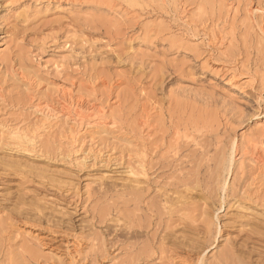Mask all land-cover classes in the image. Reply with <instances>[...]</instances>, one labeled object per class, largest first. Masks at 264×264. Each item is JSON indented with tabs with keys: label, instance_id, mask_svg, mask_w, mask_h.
I'll list each match as a JSON object with an SVG mask.
<instances>
[{
	"label": "rangeland",
	"instance_id": "rangeland-1",
	"mask_svg": "<svg viewBox=\"0 0 264 264\" xmlns=\"http://www.w3.org/2000/svg\"><path fill=\"white\" fill-rule=\"evenodd\" d=\"M163 133L161 155L189 145L183 173L200 167L205 179L190 201L225 231L207 263L238 240L235 257L264 264V0H0V201L29 193L75 213L55 189L120 190L124 162ZM15 134L39 136L36 150L47 145L51 159L23 152ZM228 150L235 196L217 211L206 196L221 187ZM44 182L50 195L36 191ZM18 229L5 251L48 238ZM44 248V264L85 255Z\"/></svg>",
	"mask_w": 264,
	"mask_h": 264
},
{
	"label": "bare ground",
	"instance_id": "bare-ground-1",
	"mask_svg": "<svg viewBox=\"0 0 264 264\" xmlns=\"http://www.w3.org/2000/svg\"><path fill=\"white\" fill-rule=\"evenodd\" d=\"M161 136L163 142L160 139V144L153 147H148L145 142L143 149L124 162L130 180L120 190L102 185L84 197L76 191L54 190L55 186L50 182L37 188L39 193L49 195L54 190L56 201L75 213L48 205L42 207L29 193L0 201L1 214L6 213L9 204L13 206L0 219V260L4 264H44L49 260L43 255L46 247L59 253L85 254L79 260L72 259L70 264H106L123 254L131 256L128 264H245L235 257L236 252L243 251L238 240L228 242L225 251L207 263L208 254L221 242L225 231L213 219L203 218L205 212L197 210L190 201L188 194L193 193L195 187H201L205 179L199 177L200 167L193 175L183 173L185 161L190 157L184 155L189 145L176 144L171 148L172 155H161L166 147L165 133ZM38 137L13 136L23 152L39 153L51 159L53 153L47 145L36 150ZM233 154L236 151L228 150L227 158L220 163L218 181L221 187L209 190L206 196L207 200L217 198L220 204L217 211L235 196L233 190L225 188L235 162ZM133 161L137 162L136 166ZM79 214L84 217L79 218ZM21 226L47 234L48 238L40 240L36 237L33 241H24L16 252L5 251L12 247L9 242ZM45 239L48 242H44ZM71 241L73 250L67 245ZM88 247L89 251L84 253ZM53 264L62 262L54 260Z\"/></svg>",
	"mask_w": 264,
	"mask_h": 264
}]
</instances>
